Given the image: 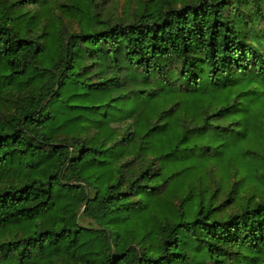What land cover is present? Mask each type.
Returning a JSON list of instances; mask_svg holds the SVG:
<instances>
[{
    "label": "trees",
    "instance_id": "16d2710c",
    "mask_svg": "<svg viewBox=\"0 0 264 264\" xmlns=\"http://www.w3.org/2000/svg\"><path fill=\"white\" fill-rule=\"evenodd\" d=\"M0 264H264V0H0Z\"/></svg>",
    "mask_w": 264,
    "mask_h": 264
},
{
    "label": "rangeland",
    "instance_id": "374dc122",
    "mask_svg": "<svg viewBox=\"0 0 264 264\" xmlns=\"http://www.w3.org/2000/svg\"><path fill=\"white\" fill-rule=\"evenodd\" d=\"M117 12H120V9L117 8Z\"/></svg>",
    "mask_w": 264,
    "mask_h": 264
}]
</instances>
